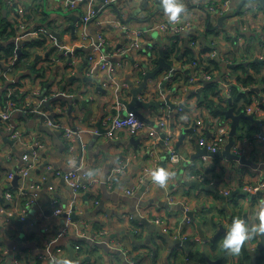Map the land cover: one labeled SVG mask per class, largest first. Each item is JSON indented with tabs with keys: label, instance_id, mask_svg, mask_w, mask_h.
<instances>
[{
	"label": "built area",
	"instance_id": "built-area-1",
	"mask_svg": "<svg viewBox=\"0 0 264 264\" xmlns=\"http://www.w3.org/2000/svg\"><path fill=\"white\" fill-rule=\"evenodd\" d=\"M31 1L32 0H4L6 10L8 12H10V10L14 11L16 14L11 13L12 16L16 15L19 18L17 26H15L16 33L11 37V40L17 42L18 47H26L28 41L34 38L40 40V36L43 35L46 38V42L40 46V48L43 50L42 54L45 55L49 48L52 46V48H54V45L52 44L53 34L48 25H36V23H33L34 19L29 15L30 9L28 7V2ZM235 1L236 2L234 3V0H199L198 6L201 8L205 6L204 12L200 13L194 12L191 9L196 4L191 3L189 0H183L187 9V15L182 16L181 20L173 25L167 20L160 0H34L35 3L38 2L36 5L38 13H40L42 9L61 11L67 6L69 9H73L74 12L76 11V8L81 7L82 13L80 14L79 20L76 22L77 38H74V43L77 47L81 45L88 50L86 56L88 62L86 74L98 77L99 84H102L108 90L107 95L110 99L117 100L109 102L108 109L101 120L103 126L105 125L104 127L108 128L105 135H107L108 138H113L120 132H128L130 135L140 136L146 134L151 137V140L148 141L149 156L145 163L140 165L134 171V177L131 181L132 184L130 187L123 188L124 195L134 196L137 190L148 180L151 170L156 168L160 162L163 153L161 145L164 147L165 152L169 151L171 153L170 157L165 162V164L168 163V169L172 170L176 164L184 161V159L193 162V160L190 159V155L191 152L194 151L190 148L177 149L176 141L181 133V128L183 126H192L194 120L197 121V141H200L202 145L206 143L209 150L218 151L224 149L227 144L229 140V132L231 130V119L226 116L213 117L209 107L199 105L198 103V106L201 107L203 111L207 112L211 118L209 117L208 120L199 115L189 118L188 115L192 114L188 111L189 108L186 105V100L191 94H197L202 91L198 90L199 86H203L204 88L207 83L216 79L217 71H211L208 69L209 64L207 61L209 58H219L225 62L228 67L235 66L232 64H236L238 60L249 62L253 59L244 55H239V52L234 48L233 43L238 40H244V37L240 36L237 31L232 30L231 27L225 29L220 38H215L206 33V29L211 22L215 24V29L219 30L221 25L229 22V19L236 17L240 19L239 24L243 22L242 28L249 23L251 26L250 29L255 26L259 28V31H262V33L264 32V14L262 11H255V9H252L246 2L241 9L242 12L240 11L236 14L235 11L238 7L237 2L239 3L240 0ZM104 12L107 13L106 19L101 17ZM55 13L56 12H53L52 14ZM223 15L229 16L224 19L222 24L217 26V24H219V17ZM6 16H8V20L12 23L16 21L9 19V14ZM60 16V14L55 16L53 27H60L61 25L70 22L68 16L63 19L64 22H60L62 19ZM130 17L132 19L126 21ZM137 18L141 23L136 24L134 22ZM250 18L254 23L249 21ZM91 25H95V31H92ZM246 27L247 26L244 28ZM226 33L232 35L234 41L226 38ZM70 34L71 32L69 29L67 32H63V36L65 35V37H70ZM116 35L124 36L125 40L119 43V40L114 39V36ZM157 36L161 38L160 43L151 42V39H156ZM177 42L181 43L180 50L174 47ZM64 48L65 47H60V50L63 51ZM161 49L169 51V58H166L172 64L173 70L164 69L156 78L149 79L148 86L139 94V97L146 100L154 98L162 99L169 94L171 100L176 103V106L171 108L166 105L160 108L159 112H162L163 115L160 118H151L149 116L155 121L154 124H150L139 116L136 111H127L123 104L119 102V97L122 95L125 96L130 87L128 81L121 82L119 80L117 70L123 67L126 62L132 63L134 68L131 80L134 81L135 85H139L145 72L158 65V58ZM69 50L66 49V51L63 52L66 57H69ZM191 50H194V55L191 53ZM56 53L57 49L52 51V53L50 51V60L48 61L50 65H55L57 63L59 57L55 55ZM136 54H141L142 57H134L137 56ZM17 56L16 53L14 57L8 60L5 58L0 60V91H2L0 94L5 93L7 96L5 101L0 99V128L3 129L4 136L14 140L17 148L23 151V153H20L15 150L10 151L9 153L10 158H15L19 162L15 169H11L8 172L7 176L9 182L12 183L13 179L18 174L19 183L17 185L13 184L10 188L6 189L4 196L8 200H14L15 192L13 189L16 188L15 190H17L19 188V192H22L25 186V180L30 177L31 171L39 167L44 161L38 147V145L41 146V140L37 135L33 136L27 132L25 122L22 119H15V111L21 109L22 112L27 114H45V124L52 129L62 131L67 152L72 160H77L75 154L77 139L83 134H87L89 131L95 133L98 132L96 126L87 127L80 126V124L73 126L65 122L63 115H68L69 108L63 104L58 105L56 108L53 107L54 110H51L52 113L48 114V111L45 110L46 108L43 106V99L41 96L43 94L44 98L50 96V94H45V92L47 89L50 91L51 87L45 89L43 79L41 78L33 80V84L30 83V90L27 89V82L25 84L23 81L22 83H17V75L15 74L18 73L20 69L16 70L11 67ZM65 56H62V58H65ZM113 56H121V59L116 62L112 59ZM263 58L264 56L261 57V59ZM258 59L260 58L258 57ZM5 60H7V62ZM5 65H8V67L5 68ZM20 74L22 73L20 72ZM63 77H66V72L63 74ZM23 79H28L29 81L31 78L25 77ZM164 82L165 86H163ZM219 82L221 84L220 89L217 93H213L211 96H213L216 104L221 103L226 105L228 100H230V103L232 104V85L236 82L234 75L228 70L224 77L219 79ZM66 84L68 85L66 92L70 93L71 85L69 83ZM255 87L259 88V91H257L258 93L253 95L252 101L247 104L242 111L252 113L258 119H263L264 94L260 96V87L247 86L243 88L253 91V88ZM155 93H159L160 97H155ZM21 96L23 98L26 96L28 101H25L23 104L20 99V102H18L16 99L21 98ZM18 103H22V107L17 106ZM149 111L151 114H154L153 110L149 109ZM172 121L175 122V128H172L171 126ZM209 131L211 132V135L208 137L207 133ZM162 134H164V136H162ZM191 137H193L192 133L187 134L186 140H189ZM161 138H163L162 142ZM261 144H264V130H260L251 135L246 134L242 137H239L237 131L234 144L231 147L232 152L239 155H245L247 158L251 159L255 171L258 173L257 179L247 178L244 179L242 183L239 181V186L248 192L242 196L246 198L247 204L251 198V194L254 193L262 192L263 195L261 200L264 199V173L260 172L264 161L258 159V150L259 145ZM202 157L205 160L212 158L208 155H203ZM133 158L134 156H131L127 159L126 156L110 169L105 179V183L109 189L117 187L116 184L118 183L120 176L129 171L131 160ZM232 161L237 162L236 160ZM215 165L216 166L213 170L219 173L217 179L210 180V171L195 172L196 174H194L193 178L205 185H215L217 191L227 196L225 202H228L232 199L229 195L232 190L237 187L229 188L228 186H220V183L222 182H231L232 177H227L223 172V167L221 168L218 163H215ZM58 174H62L65 181L74 191V196L68 204H63L64 202L57 199L52 200L51 214L53 216L64 214L66 227L63 228L62 233H68L69 230L72 229L79 237L87 236L95 240L105 239L106 237L104 235L107 230L102 229L97 231L87 220L76 218L74 216V213H84V209L82 208L85 204L82 198L84 192L88 191L90 193L89 195H93L89 199V202L92 204L91 206H97L100 204L98 185L102 184L103 180L99 176H93L90 179H86V171L81 172L80 166L71 168L65 172L59 171ZM42 179H44V177ZM151 184L159 185L154 181H150L141 196L144 200L152 198L150 197L153 189ZM31 187L33 189H40L41 182H32ZM200 197L201 195L198 196V198ZM214 197L218 199L215 195ZM36 199V196H31L28 201L35 203ZM177 200L179 199L176 195H170L167 198V201L171 203H183L187 208H191L187 202L181 200L176 202ZM153 203L154 202H152V204ZM86 204H88V202H86ZM152 204L147 206L139 205V207L142 208L143 212L144 209L151 211ZM1 211L3 212V209ZM140 213L143 216H148L151 220L163 226V228L170 232L174 237L180 236L182 239L187 238L186 235L181 232L182 230L180 228H171L166 224L163 215L149 216L141 211ZM128 214L129 213L125 214V216ZM26 218L25 215L21 216L22 220H25ZM230 222L231 219L224 223V225L227 227ZM136 230L138 229L136 228ZM125 237L126 236L121 240L112 238L108 241V244L114 248L121 249L130 263L143 264V262H145L143 258L140 263L135 261V258L138 256L136 253L137 249L134 250V245L133 247L131 246V238L125 240ZM260 240L261 238L257 237V241L254 243L248 242V246L250 248H255ZM50 243L52 244L53 240L48 242V244ZM20 246L21 245H14L10 248V264H40L36 255H32L28 260L25 257L26 253L22 246ZM3 251L4 250H2L0 255V262L7 254ZM54 253L55 252L51 253L48 258L50 259L52 256H56V253ZM171 257H173V253L171 254ZM146 260L150 262L149 257H146ZM158 264H161L159 263V260ZM170 264H190V258L186 256L184 261L175 259L172 260Z\"/></svg>",
	"mask_w": 264,
	"mask_h": 264
},
{
	"label": "crops",
	"instance_id": "crops-1",
	"mask_svg": "<svg viewBox=\"0 0 264 264\" xmlns=\"http://www.w3.org/2000/svg\"><path fill=\"white\" fill-rule=\"evenodd\" d=\"M32 1L28 2V7L30 9L29 15L32 17V19H34L33 23H36V25H47H45L47 21L42 20V13H46L48 15V20L55 19L56 14L49 13L48 9H42L40 13H37V9L34 10V8L38 4V2L35 3L34 0ZM235 2L236 1L234 0V3ZM258 2L262 5L260 0H258ZM259 7L261 6L259 5ZM261 9L262 13L264 14L263 6L261 7ZM75 12L78 13L77 11ZM8 14L9 12L7 11L4 14V17ZM38 14L40 16L38 18H35V16H37ZM239 21L240 19H238L237 17L231 18L229 19V22L221 25L220 29H223V31H225V29H229L231 27L232 30L237 31L240 36L244 37V40H238L233 43L234 48H236V50L239 52V55H244L249 58L259 57L261 59V57L264 56V32L262 33V31H259V28L255 26L250 29L251 26L249 23L245 25L247 26L246 28H244L245 26H243L242 28L243 22L239 24ZM249 21L254 23L251 18L249 19ZM134 22L136 24L141 23L138 18L134 20ZM91 29L92 31H95V25H91ZM120 36L122 35L114 36L115 39L116 37L118 38L117 40H119V43L125 40L124 36H122V39H120ZM220 37H222L221 34L217 36V38ZM52 38V44L57 49V53L55 55L59 56V59L57 61V65H55V67L57 68V71L54 74L55 79L51 80V89L48 93L50 94V96L45 97V99L47 100L52 99L54 97L53 95L62 92L61 85L68 83L67 77L77 72L78 68L83 66L84 56L88 53L86 47H84L83 51L74 49L77 46L75 45L74 39L71 37V34L70 37H65V35L63 36V44H58L59 39L55 36H52ZM66 41L71 42L69 48L65 46ZM160 41L161 38L159 36H157L156 39H151V42L153 43H160ZM60 47H65V49L67 48L68 50H74V62L72 65H69L67 63L66 59H68V57H66L62 53ZM30 51L32 52V50ZM136 55L137 56L134 57H142L141 54ZM60 56H65V58L61 59ZM112 59L118 62L121 59V56H113ZM6 66L8 67V65H5V68H7ZM38 67L39 69L44 68V66L40 64L38 65ZM133 68L134 66L132 63L126 62L123 67L117 70L119 80L121 82H125L128 81V79H131L133 75ZM20 72L25 75L30 74L29 70L20 68L18 73H16L15 75H20ZM65 72L66 77H63V74ZM86 73L87 65L84 66L83 71V74ZM75 81L76 83L85 85L88 88L89 92L83 94V97H90L91 99L89 100L86 109H80V111H78V113L75 112V115L73 116H70L69 111L68 115H63L64 121L73 126L80 124V126L95 127V123L97 121H101L104 114L106 113L109 102H113L112 100L114 99L111 100L107 93L102 90L96 89V86L99 84V82L97 81H84L82 79V76H78ZM26 82L27 89L30 90V82L28 81V79H23V83L25 84ZM200 87L202 86H199L198 88ZM198 98L199 95L193 93V95L191 94L190 97L186 100V105L189 108L188 111L191 112L190 114H192L188 116L190 118L199 115L204 119L209 120L210 115L198 106ZM20 99L23 100V104L25 103V101H28L26 96H24V98L21 96ZM114 101L117 100L115 99ZM22 103H18L17 106L22 107ZM62 104L64 106H68L67 102L63 100L51 103L54 108ZM43 106L46 108L45 110L48 111V114L52 113V111L45 104H43ZM77 107L78 106L75 105V108ZM86 112H90L91 116L86 117ZM143 113L147 116H150L151 118H156L154 114H151L149 109H143ZM35 115L36 114L24 113L21 109H18L14 112L15 119H22L25 122L27 132L33 136L37 135L36 127L40 128V121L39 119L35 118ZM262 115H264V113ZM261 120V123H253L259 125L260 130H264V117ZM0 132V162L2 164V169H0V255L2 253V250H4L3 252L7 253H4L6 255L5 257H3L0 264L11 263L9 253L10 248L14 245L22 246L24 252L26 253L25 257L28 260L32 255H36L40 264H49L50 259L48 258V256L53 252L56 253V257H71L72 248L75 249V257H78L80 260L77 264H126L125 259L112 250L110 251L107 250L106 247L79 239V236L76 235L72 229L69 230L68 233H62L63 228L66 227L64 214L60 216H53L51 214V204L53 199L64 202L63 204H68L74 196V191L70 187H68L69 184H63L61 181L63 173L58 174V172H65L70 170L71 168H74L78 162V157L80 156V154V171H86V179H90L93 176H99L102 179L103 173L106 171L109 173L110 169L114 165L118 164L122 158L127 156L128 159L129 157L134 156V158L131 160L129 171L125 174H122L118 180V183L116 184V186L119 187L118 192L116 191V187H114L115 189L107 188L108 190L106 192L103 189L102 184L98 185L100 204L103 202L105 204V207L101 206L100 204L97 206H91L92 204L89 202L90 195L87 198L84 197V195L86 193L88 194L89 192L87 191L82 194V198L85 203L84 207L82 208L84 209V212L89 210L92 214L90 216H83L81 217V219L90 222L93 226H95L94 229L97 231L102 229L107 230L104 235L106 238H115L116 240H121L124 236H126L125 240H128L131 237L130 233L135 232L137 228L141 232L139 235H136L137 239H145L149 234H152V237L156 241L159 240V238L155 237L158 236L157 231H153L151 233L148 230L147 226L141 225L140 223H136L134 221V214L131 211V208L134 206H136L139 211L147 215L145 213L147 209H144L143 212L142 208L139 207L140 202L144 201L143 197L140 199V197L137 196L139 189L134 196H126V194L124 195L123 192L124 187H130V185L132 184L131 181L134 177V171L136 170V168H134L133 166L135 164H138L142 158V154L137 153L135 147L128 142V139L131 136L128 132H120L116 137L113 138H108L107 135L103 134L97 140L96 134L93 131H89L87 134H83L79 139H77L76 142L75 154L77 160H72L70 158V155L67 152V148H65L64 151L65 158L62 159V157L58 155L59 146L56 144L58 143V140L55 139V137H53L52 135H47L45 141L39 138L42 143L41 146L38 145V147L44 161L39 167L31 171L30 177L25 180V186L22 192H19V188L15 190L14 200H8L4 195L6 189L11 187V183L9 182L7 176L8 172L11 169H15L19 161H17L15 158L9 157L10 151H15L14 146L10 142L5 140L4 132L3 130H1V128ZM108 139L113 140V142L109 143L110 140ZM103 143H106V145L102 147L101 144ZM90 145L92 146L91 148L89 147ZM161 150L163 151L162 155L166 153L162 145ZM258 159L260 161H264V144L259 145ZM47 160L48 163H46ZM237 162L227 160L224 156L212 157L208 158V160H205L203 157H199L196 160H193V162L188 161V159H184V161L179 162L172 168V170L175 172V175L170 178V181L165 186L166 188L160 187V185L151 184L153 189L152 195L150 197H154L156 198V200H167L170 195H176L179 199L176 202L180 200L183 202H187L189 207H191L190 209L195 210L197 216V219L193 220L192 218L188 217L183 210L161 206V204H159L158 202H154L152 204L151 212L154 215H163L166 224H168L171 228H180L182 230L181 232L184 233L188 239L191 238L188 246L177 245L172 247L168 242L159 241L161 247L158 251L159 263L167 264L168 261L170 264L172 260H175L173 257L170 258L173 251H183L184 253H187L190 249H195L201 252L207 259V262H205L203 261V258L200 257L199 254H197L198 259L192 258L195 264H209L208 258H211L213 260H221V250L219 248L214 249L211 244L218 235L225 234V232L218 233V230H220L221 228L220 223L224 224L228 222L229 219H232V216L235 215L236 212L239 213V216L245 217L246 212L249 213L253 210V208L259 206L257 202L260 203L261 198H250L246 208H241L238 212L237 209L239 206L237 205L236 209L231 207V204L229 202L230 200L228 202H225L224 199L220 198L216 194V188L212 189L211 186V189L206 190L205 188H199L198 186H195L191 183H187V181L196 180L193 178L194 174H196L195 172L203 171L211 172L210 180L217 179L219 173L213 170V168L216 166L215 163H218L221 168L223 167V172L227 177H232L231 182H222L223 186L232 188V184H234L235 182L237 187L239 186V181H241L242 183L244 179L247 178L257 179L258 173L254 169V164L243 165ZM165 167H168V163L165 164ZM260 172L264 173V163H262V170ZM43 177L44 179H42ZM49 178H52L53 181L48 182ZM32 182H41L40 189H33L31 187ZM53 182L54 186L52 185ZM200 195L201 200L200 198H198V196ZM214 195H216L218 199L215 198ZM31 196H36L37 199L35 203L28 201ZM123 196L129 197L130 200L123 199ZM211 201L212 203L214 202V204L209 203ZM86 202H88V204H86ZM209 204L214 206V208L211 209V205L209 206ZM2 209L3 212L1 211ZM218 209H222V211L219 212ZM127 213L129 214L125 216V214ZM22 215L28 217L29 221L24 225V234L22 235V241L18 243L16 238L18 236H21L22 232L20 231V229H18L17 224L11 222V216L15 217V219L17 220H22ZM224 220L227 221L224 222ZM197 221H201V227L205 234L204 237L200 235ZM95 223L101 225V228L99 229L98 226L95 225ZM114 233L117 235L114 237H110L111 234ZM52 240L53 243L48 244V242ZM222 240L223 237L219 241L220 245L222 243ZM133 245L136 244L131 242L132 247ZM147 249L148 248H141L136 250L137 255H141L145 260L143 264L151 263L146 260L145 257L146 255L144 251H147ZM228 254L229 257L226 259L227 262H225L224 264H240L241 254ZM74 264H76L75 261Z\"/></svg>",
	"mask_w": 264,
	"mask_h": 264
},
{
	"label": "water",
	"instance_id": "water-1",
	"mask_svg": "<svg viewBox=\"0 0 264 264\" xmlns=\"http://www.w3.org/2000/svg\"><path fill=\"white\" fill-rule=\"evenodd\" d=\"M249 1L250 0H240L239 3H238V7H237L235 13L238 14L241 11V9L243 8V6L246 4V2H249ZM260 1L262 3L263 8H264V0H260ZM75 10L78 13H76L75 11L73 12V10L69 9L68 6L66 8H64L63 10H61V11H56V10H52V9L48 10L49 13L56 12L55 13L56 15L60 14L61 15L60 17L62 18L60 22H64L63 19L66 16H68V18L70 19V22H68V24L61 25L60 27H56V28L52 27V26L49 27L50 30H51V33L53 34V36H55L56 38L59 39V43L58 44H63V42H64L63 32H67L68 29L71 32V37L73 39L77 38L76 22L80 18V14L82 13V9H81V7H79V8H76ZM6 12H7V10L4 9V14ZM228 16L229 15L220 16L219 19H218L219 24H217V26L222 24L224 19L226 17H228ZM130 19H132V18L130 17L126 21H128ZM52 47L49 48L46 51L45 55L38 53L36 55V57H35V60L38 61L40 58L49 56ZM66 49L64 48L62 53L65 52ZM17 50H18L17 52H18L19 56H21V54L23 52L22 47H18ZM76 50L83 51L84 47L83 46H78L76 48ZM256 59H258V58H256ZM73 62H74V50H69V57L67 59V63L69 65L70 64L72 65ZM85 65H88L86 56H84L83 66L78 68L77 72H75L74 74L69 75L67 77V81L71 85L70 93L66 92L68 85L65 83V84L61 85L62 92L53 95L54 97L52 99H49V100L45 99L44 98V94H43L41 96V98L43 99L42 103L45 104L50 110L53 111L54 108L51 105V103L59 101V100H63L65 102H67V104H68L70 116L75 115V112L78 113V111H80V109L81 110L86 109L87 106H88L89 100L91 98L90 97L89 98H84L83 94L88 93L89 90H88V88L85 85H80V84L76 83L75 80L77 79L78 76H82V79L84 81L86 80V81H97V82H99V79H98V77H95V76H90L88 74H83ZM232 65H235V64H232ZM164 69L173 70V66L167 60V58L165 56V49H161L160 50V56L158 58V65L155 68H153L151 70L148 69L145 72V74L143 75V79H142V81H141V83L139 85H135L133 80L128 79L130 88L126 92L127 95L126 96L122 95V96L119 97V102L123 104L124 108L127 111L128 110L136 111L139 116H141L145 121H147L150 124H154L155 121L153 119H151L149 116H146L143 113V109H150V110L157 109V110L160 111V108H162L163 106H166V105L170 106L171 108H174L176 106V103L171 100V96L169 94L166 95L162 99L154 98V99L146 100V99H142V98L139 97V94L148 86V80L156 78ZM50 85H51V82L47 83L45 85V89L49 88ZM163 86H165V82L163 83ZM96 89L102 90L105 93L108 92V90L102 84H98L96 86ZM202 89H203V86L199 88V91H201ZM253 90L259 91V88L255 87V88H253ZM0 93H2V91H0ZM75 105L78 106V107L75 108ZM224 113H225L226 117L231 119V130L229 132V140H228L227 144L225 145L224 149L218 150V151H211V150L208 149V146H207L206 143L204 145H202L200 141H197L198 132L196 130V123H197L196 120H194L192 126H190V127L183 126L181 128V133L179 134V137H178V139L176 141V148L177 149H181V148L182 149H188V148H190V149L194 150V152H191V155H190V159L191 160H196L197 158L202 157L203 155H208L210 157L225 156L227 160H236L240 164H243V165H245V164L252 165L253 161L251 159L247 158L245 155H239V154H236V153L232 152L231 151V147L234 144L235 136L237 134L238 127L240 125V122H241L242 118H248V119H250V120H252L253 122H256V123H260L261 119H258V118H256L254 116V114L247 113L245 111L235 112V107L233 105H230L229 108H227L224 111ZM85 115H86V117H90L91 113L90 112H86ZM35 118H39L40 119L39 120L40 121V125H39L40 129L44 130L45 132H47L48 134L52 135L53 137H55V139L58 140V143H56L59 146L58 155H60L62 157V159H64L65 158L64 151H65V148H66V143H65V140L62 138V131L61 130L52 129L50 126L45 124V122H44L45 118H46L45 114H36ZM95 125L99 128L98 132L95 133L96 134V140H97L101 135L105 134V132L108 130V128L104 127L102 125L101 121H97L95 123ZM171 126H172V128H175V122L172 121L171 122ZM189 133H192L193 137H191L189 140H186V136ZM210 135H211V132L209 131L207 133V136L209 137ZM162 136H164V134H162ZM5 140L10 142L14 146L15 150L19 151L20 153H23L22 150H19L17 148V146L15 145L14 140L9 139L7 136H5ZM108 140H110V139H108ZM149 140H151V137L149 135H146V134L145 135H140V136L131 135L130 138L128 139V142L135 147V149L137 150V153L142 154L141 161L138 164H135L133 166L134 168H138L140 165H143L145 163V161L147 160V158L149 156V151H148V141ZM162 141H163V138H161V142ZM111 142H113V140L109 141V143H111ZM105 145H106V143L101 144L102 147L105 146ZM89 147L91 148L92 146L90 145ZM170 155H171V153L169 151L166 152L165 154H163L161 156L160 162L158 163V166H161V165L164 166L166 160L170 157ZM80 156H81V154H80ZM80 156L78 157V162L75 165V167H78L80 165V159H81ZM46 163H48V160L46 161ZM239 171H240V169H239ZM107 174H108V172L106 171V172L103 173V176H102V180H103L102 186H103V189L106 192L108 190L107 189L108 187H107V185L105 183V179L107 177ZM51 181H53V179L49 178L48 182H51ZM61 181H62L63 184L67 185V182L65 181L64 177H62ZM150 181H152V180L149 177L148 180L139 188L138 195H137L138 197L141 198V196L143 195L144 191L146 190L147 184ZM18 183H19V175L17 174L15 176V178L13 179L12 183L10 184V186H12L13 184L17 185ZM187 183H191V184H193L195 186H198L199 188L200 187L205 188L206 190L211 189V186H212V189L216 188L215 185H210V186L209 185H205L204 183H202V182H200L198 180H190V181H187ZM52 185L54 186V182L52 183ZM173 186H175V185H173ZM68 187H70L72 189V187L70 185H68ZM118 190H119V187H116V191L117 192H118ZM239 193L247 194L248 192H247V190L242 189L240 186H237V188L232 190V192H231V194L229 196L233 197V196H235L236 194H239ZM216 194L220 198L224 199V201L227 200V196H225L224 194H221L217 190H216ZM262 195H263L262 192L254 193V194H251V198H257V197L261 198ZM88 196H89V193L88 194L86 193L84 195L85 198H87ZM122 198L125 199V200H128V199L130 200V198L126 197V196H123ZM152 202H158L159 204H161V206H165V207H168V208L183 210V211H185V213L187 214L188 217L192 218L193 220L197 219L195 210L187 208L186 205L183 204V203H171V202H169L167 200H161V199H157L156 200V198L152 197L150 199L141 201L140 205L147 206L149 204H152ZM100 205L105 207V204L103 202ZM131 210H132V212L134 214L133 215L134 218L138 222H140V224H143V225L147 226L148 230L151 233L153 231H157L158 236H155V237H157V238L159 237V240L156 241L157 244H158V248H155L154 254L157 251H159V249L161 248L159 241L168 242L172 247L177 246V245H182V246L183 245H185V246L189 245V243L191 241V238L182 239L180 236L174 237L170 232L165 230L163 228V226L157 224L155 221L151 220L148 216H143L140 213V211L137 209L136 206L132 207ZM91 214L92 213H90V211L87 210L83 214L74 213V216L76 218H81L83 216L84 217L85 216H90ZM247 214L248 213L246 212L245 216H247ZM28 221H29L28 217L25 220H17V219H15V217L11 216V222L17 224L18 229H20V231L22 232L21 236H18L16 238L18 243L22 241V235L24 234V228L23 227ZM220 224H221V226H220L221 228H220V230H218V233L225 232L227 227L224 224H222V223H220ZM197 226L199 228L200 235L202 237H204L205 234H204V231H203V229L201 227V221H197ZM116 235L117 234L114 233V234H111L110 237H114ZM130 236H131L130 238H131L132 242L135 243L136 245H142V244L153 245L152 234H149L145 239H137L135 232H131ZM160 237H163V238H160ZM79 239L88 241L90 243H93V244H96V245H99V246L106 247L107 250H110V251L112 250L113 252H115L116 254L121 256L122 258H124L126 264H133V263L129 262V260L125 257V254H124V252L121 249L114 248V247H112V246H110L108 244V241L110 239H112V238H105L103 240H95V239H93L91 237L81 236V237H79ZM261 249H264V239H262V238H261L260 242L258 243V245L255 248H250L249 247V250H250L251 255H252V259L254 261H255V257L258 256V251H260ZM74 253H75V249L72 248L71 249V257L74 259L75 263L77 264L80 260H79L78 257H75ZM142 258H141V260H142ZM219 261H220V259L213 260L211 258H208L209 264H217ZM154 264H157V262L154 263ZM167 264H169L168 261H167Z\"/></svg>",
	"mask_w": 264,
	"mask_h": 264
},
{
	"label": "trees",
	"instance_id": "trees-1",
	"mask_svg": "<svg viewBox=\"0 0 264 264\" xmlns=\"http://www.w3.org/2000/svg\"><path fill=\"white\" fill-rule=\"evenodd\" d=\"M4 9H6V4L4 0H0V41H1L0 60L4 58L10 59L14 57L15 54L17 53L18 56L16 57L11 67L13 69L19 70L20 68L21 69L23 68L24 61L27 60V58H29L32 55V52L30 51L32 47H35L37 45L42 46L46 42V38L42 35L40 36L41 37L40 40H38V38H34L28 41L27 42L28 48L27 46L22 47L23 52L21 56H19L17 52L18 44L17 42L11 40V37L14 36L16 33V27L14 23L8 20V16L4 17ZM42 20L47 21L45 24H47L48 27L50 26L53 27V20H48V15L46 13H42ZM215 30H217L215 29V24L211 22L206 29V33L207 35L214 34L216 32ZM226 38L234 41V37L230 35L229 33H226ZM180 44H181L180 42H177L174 45V47L180 50ZM55 49H56L55 47L52 48L51 53L52 51H55ZM191 53L194 55L195 54L194 50H191ZM165 56L169 58L168 50L165 51ZM46 59L47 61H49L50 60L49 56L46 57ZM61 59H63L62 56H61ZM207 62L209 64L208 69H210L211 71H217V77L215 80L207 83L201 92L197 93L199 95L198 104L209 107L211 109V114L213 115V117H217V116L224 117L225 116L224 111L227 108H229L230 105H233L235 107L236 112H241L245 108V106L252 101L253 95L258 93L257 91L247 90V89H244L243 87L259 86L260 92H261L259 93L260 96L264 94V59L253 58L249 62L244 61V60H238L235 66H232V67H228L227 64H225V62H223L219 58H209ZM40 69L42 70V68ZM228 70L232 72V74L234 75L236 79V82L232 85V101H231L232 104L230 103V100H228L226 105H223L221 103L216 104L215 100L213 99V96L211 95L213 93L218 92V90L221 87L219 79L223 78ZM18 76H16V82L22 83L24 76H27V75L20 74ZM208 92L210 93V95H208ZM48 93H49V89L46 90L45 94H48ZM6 97L7 96L5 93L0 94V99H2V101H5ZM16 100L20 102V98H17ZM238 129H239V134H238L239 137H242L246 134L251 135L260 130L259 125L254 124L253 121L248 118L241 119ZM1 166L2 164L0 162V169H2ZM15 189H13L14 192H15ZM239 195L242 196V194H238L236 196H239ZM92 196L93 195L91 194L90 198ZM218 211L220 212L222 211V209H218ZM134 221L136 223H140L135 218H134ZM95 225H97L99 229L101 228V225H99L98 223H95ZM140 233H141L140 230H136L135 232L136 235H139ZM223 236L224 234L218 235L213 241V243H211L214 249L219 248L221 250V256H220L221 260L217 264H224L225 262H227L226 259L229 257L228 252L225 249L223 250L222 245L219 244V241ZM255 241H257V237L253 238L249 242L254 243ZM141 248H148L147 251H144L146 255L145 257H149L152 264L156 262L158 264V260H159L158 251L154 254V250L155 248H158V244L154 238H153V245H145V244L137 245V246L134 245V249H141ZM262 251H263V256L261 257L256 256L255 261H254L252 259V255L249 250V246L247 242L240 253L241 254L240 264H264V249H262ZM197 254H199L200 257L203 258V261L207 262L206 257L201 252L195 249H190L187 252V256L191 258L190 260H193L192 258L198 259ZM174 255H175V251L173 252V256ZM141 258L142 256L138 255L135 258V261L137 263H140ZM230 264H233V263H230Z\"/></svg>",
	"mask_w": 264,
	"mask_h": 264
},
{
	"label": "clouds",
	"instance_id": "clouds-1",
	"mask_svg": "<svg viewBox=\"0 0 264 264\" xmlns=\"http://www.w3.org/2000/svg\"><path fill=\"white\" fill-rule=\"evenodd\" d=\"M160 3L167 20L173 25L187 15L183 0H160ZM174 175L172 170L161 165L151 170L150 179L163 187ZM255 237L264 239V199L247 216L232 217L223 236L222 247L230 254L239 255L245 244ZM49 264H74V261L71 257L52 256Z\"/></svg>",
	"mask_w": 264,
	"mask_h": 264
},
{
	"label": "rangeland",
	"instance_id": "rangeland-1",
	"mask_svg": "<svg viewBox=\"0 0 264 264\" xmlns=\"http://www.w3.org/2000/svg\"><path fill=\"white\" fill-rule=\"evenodd\" d=\"M189 1L191 3H193V4H196V5H194V7L191 8L192 11L200 12V13L204 12L205 6H203L202 8L199 7L198 6L199 5V3H198L199 0H189ZM247 5H249L252 9H255V11H257V12L262 11L261 7H258L260 5L258 0H250L249 2H247ZM34 10H36V6H35ZM11 13L12 14H16V13L14 11L10 10L9 19L16 20L14 22V24H15V26H17V22L19 21V18L16 15L12 16ZM106 14L107 13L104 12L101 17L106 19ZM39 16L40 15L38 14L37 16H35V18H38ZM31 21H33V20H31ZM223 32H224L223 29H219L214 34H211V35L216 38L219 34H222ZM122 38L123 37L120 36V39H122ZM116 39H118V38L116 37ZM70 45H71V42H68V41L65 42V46H67L68 48H69ZM31 50H32V56L27 58V60H25L24 64H23V69L29 70L30 75L24 76V78L25 77H30L31 79L29 80V82L32 83V84H33V80L41 78V79H43V85L45 86L47 83L51 82V80L55 79V75L54 74L57 71V68L55 67V65H57V63L55 65H50L46 58H40L38 61H36L35 60L36 55L38 53H42L43 50L40 48V46L32 47ZM7 60H5V61L7 62ZM39 64L44 66V68L42 70L39 69V67H38ZM208 95H210L209 92H208ZM155 97L159 98L160 97L159 93H155ZM153 113H154V116L157 117V118H160L163 115V113L159 112V110H157V109H153ZM263 117H264V115H263ZM36 132H37L38 137L41 140H43V141H45L46 138H47V135H49L47 132H45L44 130H42V129L38 128V127H36ZM220 186H223V183H220ZM232 186H233V188H235L236 184L234 183V184H232ZM206 194H208V193H206ZM229 202L231 204V207H233L234 209H236L237 205L239 206L238 209H237L238 212H239V209L246 208V206H247L246 198H244V197H242L240 195L239 196H236V195L233 196V199H231ZM209 203H212V201L209 202ZM212 204H214V202ZM257 204H258V202H257ZM210 205L211 204H209V206ZM212 208H214V206L211 205V209ZM145 213L147 215H149V216H153L154 215L150 210H147ZM237 215L239 216V213L236 212L235 215H233V216H237ZM226 221L227 220H224V222H226ZM221 245H222V243H221ZM186 256H187L186 252L184 253L183 251L182 252L181 251H175V255L173 256V258L177 259V260L184 261ZM150 262H151V260H150ZM190 264H195V263H194L193 260H190Z\"/></svg>",
	"mask_w": 264,
	"mask_h": 264
},
{
	"label": "flooded vegetation",
	"instance_id": "flooded-vegetation-1",
	"mask_svg": "<svg viewBox=\"0 0 264 264\" xmlns=\"http://www.w3.org/2000/svg\"><path fill=\"white\" fill-rule=\"evenodd\" d=\"M85 56H87L86 54H85ZM159 238V237H158ZM160 238H163V237H160ZM261 256H263V251H262V249L260 250V251H258V257H261Z\"/></svg>",
	"mask_w": 264,
	"mask_h": 264
}]
</instances>
